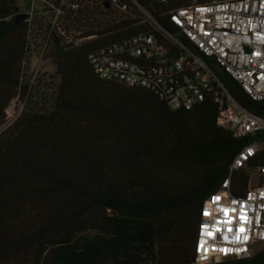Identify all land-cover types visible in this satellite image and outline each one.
I'll list each match as a JSON object with an SVG mask.
<instances>
[{
    "label": "trees",
    "instance_id": "1",
    "mask_svg": "<svg viewBox=\"0 0 264 264\" xmlns=\"http://www.w3.org/2000/svg\"><path fill=\"white\" fill-rule=\"evenodd\" d=\"M88 1L62 5L60 25L96 36L74 47L52 28L51 10L43 11L50 18L16 23L22 13L15 0H0V264H195L205 200L220 190L239 151L264 142V133L235 138L217 125L211 99L171 110L151 92L100 79L89 57L139 35L183 52L167 33L199 56L238 104L259 115L262 105L170 20L176 9L229 0H124L126 12L104 20L95 13L118 10L108 0L91 7ZM52 3L59 7L61 0ZM32 26L33 38L48 45L57 76L40 94L22 82ZM18 94L31 102L6 127L5 109ZM260 165L264 152L234 174V195L246 192ZM215 264H264V248Z\"/></svg>",
    "mask_w": 264,
    "mask_h": 264
},
{
    "label": "built area",
    "instance_id": "2",
    "mask_svg": "<svg viewBox=\"0 0 264 264\" xmlns=\"http://www.w3.org/2000/svg\"><path fill=\"white\" fill-rule=\"evenodd\" d=\"M66 1L61 0L57 7L52 0H32L41 4L42 12L46 8L52 11V28L57 27L66 45L81 46L96 36L84 37L80 30H68L60 25L64 16L62 5ZM157 1L167 4L171 0ZM108 3L121 13L127 10L124 0H108ZM77 7L72 5L73 9ZM34 14L35 8L31 6L25 21L32 24ZM170 20L202 55L234 79L252 102L262 105L259 115L238 104L206 63L167 33L172 45L183 52L174 53L154 35L126 38L90 55L95 74L105 81L151 92L175 111L192 110L211 99L218 108L217 125L232 131L235 138L264 133V0L191 5L171 11ZM47 47L45 44L43 50ZM263 152L264 142L257 141L239 151L220 190L205 200L200 213L195 264L248 258L254 245L264 246V165L255 168L242 196L234 195L231 186L234 174L247 168ZM241 215L247 217L245 222L240 220ZM240 227L245 231L240 232Z\"/></svg>",
    "mask_w": 264,
    "mask_h": 264
},
{
    "label": "rangeland",
    "instance_id": "3",
    "mask_svg": "<svg viewBox=\"0 0 264 264\" xmlns=\"http://www.w3.org/2000/svg\"><path fill=\"white\" fill-rule=\"evenodd\" d=\"M16 7L22 14H27L30 11V7L33 6L35 8V14L33 16V20L37 19L40 16H47L51 17V12L45 11L42 12V9L40 7V3L35 2L33 3L32 0H15ZM85 4H88L89 7L91 6H98L100 5V0H89L88 2H85ZM122 13L119 11H111L109 16H101L100 13L96 12L94 18L96 20H104L108 17H120ZM144 16L147 19H150L149 15L147 13H144ZM34 25V24H33ZM32 34H31V43L29 45V49L25 55L24 62L22 63V82L23 84L29 83V90L35 88L40 93H44L43 89L45 86H48L51 80L54 82L57 79V76L55 74V67L51 64V60H49L46 56L48 53V50H43L42 43L40 39H34L37 32L36 27L32 26ZM34 37V38H33ZM37 43L39 47H34L31 44ZM28 103L31 102L29 98H23L20 94H18L14 99L10 101L8 106L5 109V116H6V124L8 125L12 124L18 116L22 113V111L25 109V106ZM260 248H264V246L260 244H256L252 247V255L259 252ZM222 261V260H220ZM220 261H217L215 263H218ZM212 263V264H215Z\"/></svg>",
    "mask_w": 264,
    "mask_h": 264
},
{
    "label": "snow or ice",
    "instance_id": "4",
    "mask_svg": "<svg viewBox=\"0 0 264 264\" xmlns=\"http://www.w3.org/2000/svg\"><path fill=\"white\" fill-rule=\"evenodd\" d=\"M233 211H235V209H233ZM228 213H227V210H225V215H227ZM246 219H247V217L245 216V215H241L240 216V220L242 221V222H245L246 221ZM240 232H243V231H245V229L243 228V227H240L239 229H238ZM228 231H232V229H228ZM209 235H211V233H209ZM245 239H248V237H244ZM225 239H227V237H225ZM226 251V250H225Z\"/></svg>",
    "mask_w": 264,
    "mask_h": 264
},
{
    "label": "water",
    "instance_id": "5",
    "mask_svg": "<svg viewBox=\"0 0 264 264\" xmlns=\"http://www.w3.org/2000/svg\"><path fill=\"white\" fill-rule=\"evenodd\" d=\"M28 18V15L27 14H20L18 15V17L16 18L15 22L16 23H19L21 21H24Z\"/></svg>",
    "mask_w": 264,
    "mask_h": 264
}]
</instances>
